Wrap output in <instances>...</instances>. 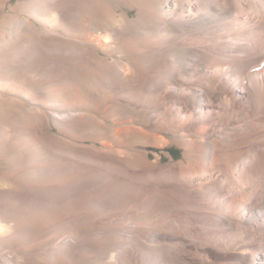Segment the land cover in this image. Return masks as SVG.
Here are the masks:
<instances>
[{"label": "bare ground", "instance_id": "6f19581e", "mask_svg": "<svg viewBox=\"0 0 264 264\" xmlns=\"http://www.w3.org/2000/svg\"><path fill=\"white\" fill-rule=\"evenodd\" d=\"M49 2L56 6L51 17L56 20L59 12L67 27L60 34L65 40L52 46L46 43L48 47L42 43L45 41L38 40L36 44L49 53L63 54L70 66L84 72V76L69 73L66 87L74 91L76 98H88L92 103L80 104L78 110L60 107L62 111L52 114L53 124L59 127L64 120L94 119L93 110L98 112L106 107L101 100H95V92H118L130 101L143 102L137 112L155 115L160 132H172V140L161 135L158 144L175 143L185 149L179 163L156 171L153 168L147 171L145 162L140 165L139 160L119 164L97 158L94 153L91 156L65 148L53 150L59 158L65 156L70 160L69 167L80 169L77 163H83L84 167L96 165V174L86 170L87 167L81 168L83 175L88 179L95 177L96 183L119 175L125 177L126 185L152 180L172 190L170 197L175 198L173 203L177 206L174 218L154 217L140 222L141 219L132 220L135 215L129 216L126 219L134 225L122 226L123 242L114 250L113 258L119 259L122 252H130L129 238L140 231L148 233L143 239L137 236L141 247L145 245L143 255L148 264H172L177 253L187 252L204 264H264V0ZM40 5V1L34 0L32 6H18L17 12L24 8L35 11ZM121 6L125 9L117 14ZM131 12L135 13L133 17ZM70 33L78 37H70ZM79 57L87 61V67ZM77 59L81 65L75 63ZM111 95L108 96L112 98ZM110 105L113 109L122 106ZM185 111L190 113L189 118L180 124L179 117ZM48 119L45 122L50 126ZM93 121L94 131L100 133V128L105 126L99 120ZM113 130L116 140L124 141L138 134L149 136L128 126ZM141 167L139 174L130 171ZM89 181L67 190L73 195L82 193L89 185L93 186ZM73 237L66 234L63 239L66 246L62 249L68 248Z\"/></svg>", "mask_w": 264, "mask_h": 264}, {"label": "rangeland", "instance_id": "374dc122", "mask_svg": "<svg viewBox=\"0 0 264 264\" xmlns=\"http://www.w3.org/2000/svg\"><path fill=\"white\" fill-rule=\"evenodd\" d=\"M38 1L41 4L38 10L28 11L24 8L25 10L17 12L18 6H32L34 0H0V264H148L146 256L143 255L145 245L143 244L142 248L141 240L139 241L137 237L139 235L143 239L148 235L143 230V233L134 232L135 234L131 235L133 237L129 238L130 252H122L118 255L119 259L113 258L112 255L123 242L124 234L121 232L124 229L123 225L132 226L133 221L141 219L142 222L154 217L174 218L177 206L173 203L175 198H171L172 190L164 183L152 180L142 184L136 182L126 185L125 177L118 175L108 181L97 183L94 182L95 177L89 178L93 186L91 184L82 193L73 195L67 189L89 181L83 175L81 169L84 167L83 163H77L76 166L80 169L69 167L70 160L65 156L59 158L54 151L65 148L91 156V153H94L97 158L107 161L110 159L119 164L120 162L130 164L131 161L137 163L139 160L140 165L145 162L144 168L147 171H151L152 168V171H156L179 163L185 149L175 143L165 146L158 144L161 135L172 140V132H160L157 126L158 118L155 115L152 117L137 112L136 109L141 108L143 102L130 101L117 94L118 92L107 94L98 90L94 94L95 100H101L103 102L101 104L109 109L103 107L98 112L93 110L92 117H95L92 119L99 120L105 126L100 128V133L94 131L95 127L92 125L96 126V122L89 118L84 120L77 118L78 120L71 122L60 121L59 127L53 124L51 117L62 111L60 107L78 110L80 104L92 103L88 98H76L74 91L66 87L71 77L68 76L69 73L84 76V72L70 66L64 60L63 54L49 53L36 44L38 40L45 41L42 43L47 47L51 44H60L59 40H65L60 34L67 28L64 27L59 12H56L55 16L59 19L51 17L53 15L51 12L56 10L52 2ZM121 7L117 14H121L125 9L124 6ZM134 14L131 12L130 17ZM22 21L25 24H22ZM71 36L78 37V34L70 33ZM79 60L88 66L87 61L80 57ZM79 60L75 62L76 64L80 62L77 65L82 64ZM85 66L82 65L86 69ZM63 84L66 88L62 87ZM13 92L19 93L20 96ZM110 94L113 95L112 98L108 96ZM9 100L10 104L7 103ZM13 101L19 105L11 103ZM118 103L122 106L111 108L110 104ZM14 105L15 108L12 107ZM24 109L28 110L25 112ZM131 110L134 112L131 113ZM189 115L190 113L185 111V114L179 117V123H185ZM46 118L50 119H48L50 126L45 122ZM41 119L43 122L40 124ZM123 125L143 130L149 133V136L143 137L138 134L127 137L128 139L124 138V141L123 138L116 140L112 130L124 128ZM58 128L62 130V134ZM154 137H158L157 140ZM85 167L92 174L98 169L94 164ZM141 169L142 167L135 170L130 168V171L139 174ZM53 196H56V199ZM134 215L136 217L132 219L133 221H129V216ZM68 233L74 236L73 242L67 246L68 248L62 249L66 246L63 239ZM174 259L172 264H204L192 252L177 253Z\"/></svg>", "mask_w": 264, "mask_h": 264}]
</instances>
